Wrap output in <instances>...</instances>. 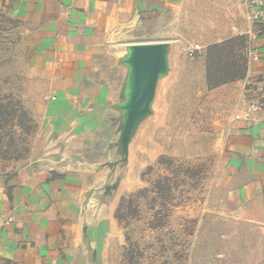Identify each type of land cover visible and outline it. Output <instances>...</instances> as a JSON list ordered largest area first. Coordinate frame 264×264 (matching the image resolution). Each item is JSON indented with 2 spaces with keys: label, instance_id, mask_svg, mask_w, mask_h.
<instances>
[{
  "label": "rangeland",
  "instance_id": "obj_1",
  "mask_svg": "<svg viewBox=\"0 0 264 264\" xmlns=\"http://www.w3.org/2000/svg\"><path fill=\"white\" fill-rule=\"evenodd\" d=\"M13 4L0 0V167L83 176L92 264H264V219L251 207H222L219 184L237 82L248 70L247 34L227 37L223 22V38L209 42L212 9L206 22L192 16L183 40L162 41L151 95L148 70L136 85L133 45L120 57L108 53L100 73L111 82L109 103L86 129L63 134L43 125L50 88L29 64Z\"/></svg>",
  "mask_w": 264,
  "mask_h": 264
},
{
  "label": "crops",
  "instance_id": "obj_2",
  "mask_svg": "<svg viewBox=\"0 0 264 264\" xmlns=\"http://www.w3.org/2000/svg\"><path fill=\"white\" fill-rule=\"evenodd\" d=\"M202 2L13 0L12 11L26 29L29 64L50 88L43 125L63 134L86 129L109 103L111 82L100 73L108 53L120 57L127 45L134 51L139 44H159L165 63L162 41L183 40L190 18H208L209 8V42L223 38V22L230 24L227 37L247 34L248 52L256 49L259 58L248 56L247 73L237 82L240 101L219 163L221 206L251 207L252 216L264 219V18L251 20L244 0H213L205 9ZM253 102L262 106L252 110ZM87 201L85 179L77 172L48 178L33 166H1L0 264H92L83 239Z\"/></svg>",
  "mask_w": 264,
  "mask_h": 264
},
{
  "label": "water",
  "instance_id": "obj_3",
  "mask_svg": "<svg viewBox=\"0 0 264 264\" xmlns=\"http://www.w3.org/2000/svg\"><path fill=\"white\" fill-rule=\"evenodd\" d=\"M135 61L136 85L141 84L143 70L150 72L146 93L153 94L161 70L164 67V56L159 44H139L133 51Z\"/></svg>",
  "mask_w": 264,
  "mask_h": 264
},
{
  "label": "built area",
  "instance_id": "obj_4",
  "mask_svg": "<svg viewBox=\"0 0 264 264\" xmlns=\"http://www.w3.org/2000/svg\"><path fill=\"white\" fill-rule=\"evenodd\" d=\"M248 15L251 20L258 22L264 18V0H244ZM248 55L253 59L259 58V53L256 49H250ZM262 106L259 102H253L250 105L252 110L258 109Z\"/></svg>",
  "mask_w": 264,
  "mask_h": 264
}]
</instances>
